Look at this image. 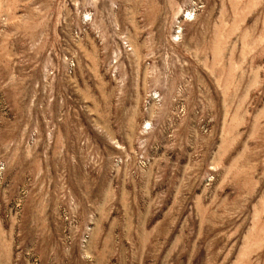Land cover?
<instances>
[{
	"label": "rangeland",
	"instance_id": "1",
	"mask_svg": "<svg viewBox=\"0 0 264 264\" xmlns=\"http://www.w3.org/2000/svg\"><path fill=\"white\" fill-rule=\"evenodd\" d=\"M0 264H264V0H0Z\"/></svg>",
	"mask_w": 264,
	"mask_h": 264
}]
</instances>
